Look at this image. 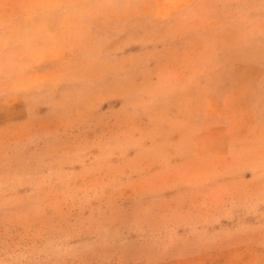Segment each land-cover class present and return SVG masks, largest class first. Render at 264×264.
<instances>
[{"label":"rangeland","instance_id":"374dc122","mask_svg":"<svg viewBox=\"0 0 264 264\" xmlns=\"http://www.w3.org/2000/svg\"><path fill=\"white\" fill-rule=\"evenodd\" d=\"M0 264H264V0H0Z\"/></svg>","mask_w":264,"mask_h":264}]
</instances>
